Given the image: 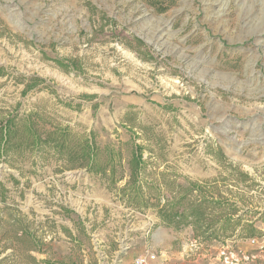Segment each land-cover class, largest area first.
<instances>
[{
  "label": "rangeland",
  "instance_id": "obj_1",
  "mask_svg": "<svg viewBox=\"0 0 264 264\" xmlns=\"http://www.w3.org/2000/svg\"><path fill=\"white\" fill-rule=\"evenodd\" d=\"M199 205L186 254L264 264V0H0V264H134Z\"/></svg>",
  "mask_w": 264,
  "mask_h": 264
},
{
  "label": "crops",
  "instance_id": "obj_2",
  "mask_svg": "<svg viewBox=\"0 0 264 264\" xmlns=\"http://www.w3.org/2000/svg\"><path fill=\"white\" fill-rule=\"evenodd\" d=\"M170 226L169 224L158 226L157 234L150 242L149 248L156 250L159 255L151 264H263L262 261L251 259L250 256H247L245 254L246 246L243 248L244 244L242 241L234 238V240H226L224 244L203 242L200 247L204 253L201 256H190L182 249L194 236L195 227L191 223L181 225L178 228ZM145 232H147V229ZM234 243H237L236 248ZM141 246L143 248L141 247L139 250L143 251L146 246ZM139 250L128 253L124 264H133V256L140 252Z\"/></svg>",
  "mask_w": 264,
  "mask_h": 264
},
{
  "label": "trees",
  "instance_id": "obj_3",
  "mask_svg": "<svg viewBox=\"0 0 264 264\" xmlns=\"http://www.w3.org/2000/svg\"><path fill=\"white\" fill-rule=\"evenodd\" d=\"M86 148H88L89 150L92 149L93 152H96L97 146L88 140V142H86ZM89 150H87L86 154L84 155V157L87 159V161L85 162V165L90 164L92 151L89 153ZM93 165L94 163L92 162L91 166ZM200 205L193 208L192 211L187 214L184 211H181L179 209L169 210L168 208H166V206H162L158 210V213L163 218V220L166 221L169 225L180 227L181 225H186V224L191 223L195 227L196 231H198L199 228L203 226V222H204L203 217L205 215V212L200 208ZM235 220L237 219H235L234 217L228 218V219L226 218L224 220V224L234 222ZM200 222H202V224Z\"/></svg>",
  "mask_w": 264,
  "mask_h": 264
},
{
  "label": "built area",
  "instance_id": "obj_4",
  "mask_svg": "<svg viewBox=\"0 0 264 264\" xmlns=\"http://www.w3.org/2000/svg\"><path fill=\"white\" fill-rule=\"evenodd\" d=\"M191 244L196 247L198 246L199 242L197 239H193ZM156 258H157V255L155 253L146 252L144 255L137 257L134 261V264H151L152 262L156 260Z\"/></svg>",
  "mask_w": 264,
  "mask_h": 264
}]
</instances>
